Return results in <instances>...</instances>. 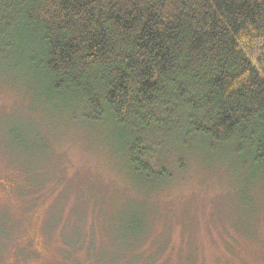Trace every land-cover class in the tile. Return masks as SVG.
Here are the masks:
<instances>
[{
    "label": "trees",
    "instance_id": "1",
    "mask_svg": "<svg viewBox=\"0 0 264 264\" xmlns=\"http://www.w3.org/2000/svg\"><path fill=\"white\" fill-rule=\"evenodd\" d=\"M8 70L110 130L141 178L163 180L168 139L264 172V0H0Z\"/></svg>",
    "mask_w": 264,
    "mask_h": 264
},
{
    "label": "rangeland",
    "instance_id": "2",
    "mask_svg": "<svg viewBox=\"0 0 264 264\" xmlns=\"http://www.w3.org/2000/svg\"><path fill=\"white\" fill-rule=\"evenodd\" d=\"M44 96L0 72L1 263L264 264L263 171L168 139L163 180L141 178L110 130Z\"/></svg>",
    "mask_w": 264,
    "mask_h": 264
},
{
    "label": "flooded vegetation",
    "instance_id": "3",
    "mask_svg": "<svg viewBox=\"0 0 264 264\" xmlns=\"http://www.w3.org/2000/svg\"><path fill=\"white\" fill-rule=\"evenodd\" d=\"M1 261V260H0ZM22 262V259L21 258H18L17 261L15 262L16 264H24V263H21ZM0 264H3L0 262ZM6 264V263H5ZM27 264V263H25Z\"/></svg>",
    "mask_w": 264,
    "mask_h": 264
}]
</instances>
